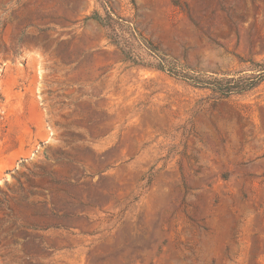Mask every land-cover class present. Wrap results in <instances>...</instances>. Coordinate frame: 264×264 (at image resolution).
Segmentation results:
<instances>
[{"label": "rangeland", "instance_id": "rangeland-1", "mask_svg": "<svg viewBox=\"0 0 264 264\" xmlns=\"http://www.w3.org/2000/svg\"><path fill=\"white\" fill-rule=\"evenodd\" d=\"M252 63L264 0H0V264H264Z\"/></svg>", "mask_w": 264, "mask_h": 264}, {"label": "trees", "instance_id": "trees-1", "mask_svg": "<svg viewBox=\"0 0 264 264\" xmlns=\"http://www.w3.org/2000/svg\"><path fill=\"white\" fill-rule=\"evenodd\" d=\"M95 19H99V18L95 16ZM252 65H253L252 66L253 72H255V75L247 79L233 78V90L232 88H230L231 86H228L226 89V95H229L232 91H233V94L248 91L250 89L255 88L261 82L264 81V64L252 63ZM222 83L223 82L220 80H215V84H214L215 86H213L212 91L216 92V90L219 89L218 85L221 86ZM226 84H228V82Z\"/></svg>", "mask_w": 264, "mask_h": 264}]
</instances>
